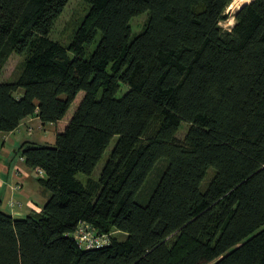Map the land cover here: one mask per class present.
<instances>
[{
  "label": "trees",
  "instance_id": "obj_1",
  "mask_svg": "<svg viewBox=\"0 0 264 264\" xmlns=\"http://www.w3.org/2000/svg\"><path fill=\"white\" fill-rule=\"evenodd\" d=\"M83 1L63 43L50 31L68 0H0V71L21 56L0 79V131L55 123L84 92L53 143L17 147L47 199L0 207V264H264V0L226 28L233 0ZM79 221L108 242L79 247Z\"/></svg>",
  "mask_w": 264,
  "mask_h": 264
},
{
  "label": "rangeland",
  "instance_id": "obj_2",
  "mask_svg": "<svg viewBox=\"0 0 264 264\" xmlns=\"http://www.w3.org/2000/svg\"><path fill=\"white\" fill-rule=\"evenodd\" d=\"M241 3H243L242 0H233L232 4H230L227 7V11L229 12V16L226 19L220 21V24L223 27L226 28L232 24L233 17L230 13L235 8H237ZM86 8H87V4L83 0H68L63 11L61 12L59 17L55 21V23H54V25L50 31V36L60 40L63 43H67L69 41L73 31H74V28L76 27L77 23L79 22L81 16L86 11ZM146 15H147V12L144 11L142 13L135 15L132 18L131 24H132L133 32L140 30V28L143 25V22H144ZM98 37H99V33L97 35L96 40H94L92 43H90L88 45V47L86 49V54H85L86 56L89 55L91 50L94 48ZM20 60H21L20 55L14 53V52L11 53L8 56L6 62L4 63V65L0 71V79H7V78L13 77L15 74L17 64L20 62ZM126 88H127V85L122 84L120 92L125 90ZM83 93H84L83 90H80L76 94V97L74 98V100L70 104V107L68 108L65 115L63 116V118H61V120L58 123L46 122V125L44 128L38 127L36 125V123H34L33 130L31 132V134L26 135L23 132L25 138L34 140L36 142H41V143H45V142L53 143L57 129H62L64 127L63 123L65 124L66 123L65 121L68 120V118L71 116V114L73 113V110L75 109V107L79 103ZM61 126H62V128H60ZM186 128H187V123L185 121H182L179 129L177 130L178 135L181 136L185 132ZM115 139H116V136H114L112 138V140L110 141V144L105 149L102 156L99 158L98 162L96 163V165L94 166V169L91 172V176H93L95 178L98 177L99 172H100V170H101V168H102V166H103V164H104V162H105V160L109 154V151H110ZM163 163H164L163 161H160L157 164V166L153 169V171L150 173L149 179L147 180V183L145 184V187L142 190L143 193H146L150 189V187L153 184V182L155 181V179H157L160 168L163 166ZM211 172L212 171L210 169L208 171L206 177H205V181L209 178ZM77 176L79 178L85 179L88 175L84 172L78 171ZM136 199L140 202H145V200H147V195L145 197H140L138 194V195H136ZM0 207L3 208L4 210H9V207L6 204V202H4V200L0 204Z\"/></svg>",
  "mask_w": 264,
  "mask_h": 264
},
{
  "label": "crops",
  "instance_id": "obj_3",
  "mask_svg": "<svg viewBox=\"0 0 264 264\" xmlns=\"http://www.w3.org/2000/svg\"><path fill=\"white\" fill-rule=\"evenodd\" d=\"M34 123L41 128L46 125L37 115H28L13 130L0 131V198L7 205L10 199L14 201L12 206L8 205L7 211L15 214L39 210L47 199V192L37 180L39 175L36 169L19 158L20 150L17 148L23 140L28 139L23 132L31 134Z\"/></svg>",
  "mask_w": 264,
  "mask_h": 264
},
{
  "label": "built area",
  "instance_id": "obj_4",
  "mask_svg": "<svg viewBox=\"0 0 264 264\" xmlns=\"http://www.w3.org/2000/svg\"><path fill=\"white\" fill-rule=\"evenodd\" d=\"M19 158L23 159L22 156H19ZM36 171L40 174L42 173V169L40 168H36ZM13 204L14 201L10 199L8 205L12 206ZM72 235L77 245L81 248L99 246L107 243L109 240L107 233L96 231L87 221H79L72 231Z\"/></svg>",
  "mask_w": 264,
  "mask_h": 264
},
{
  "label": "bare ground",
  "instance_id": "obj_5",
  "mask_svg": "<svg viewBox=\"0 0 264 264\" xmlns=\"http://www.w3.org/2000/svg\"><path fill=\"white\" fill-rule=\"evenodd\" d=\"M246 1H248V0H242V2H246ZM232 4V3H231ZM234 4V3H233Z\"/></svg>",
  "mask_w": 264,
  "mask_h": 264
},
{
  "label": "water",
  "instance_id": "obj_6",
  "mask_svg": "<svg viewBox=\"0 0 264 264\" xmlns=\"http://www.w3.org/2000/svg\"><path fill=\"white\" fill-rule=\"evenodd\" d=\"M248 1H249V0H248ZM243 3H244V2H243ZM243 3H241V4H243ZM241 4H240V5H241ZM240 5H239V6H240ZM239 6H238V7H239ZM238 7H237V8H238Z\"/></svg>",
  "mask_w": 264,
  "mask_h": 264
}]
</instances>
